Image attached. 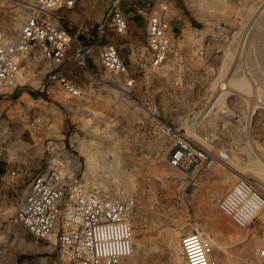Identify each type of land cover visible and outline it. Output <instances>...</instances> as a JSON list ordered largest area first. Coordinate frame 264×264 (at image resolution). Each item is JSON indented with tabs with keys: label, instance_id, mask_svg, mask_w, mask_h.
<instances>
[{
	"label": "rangeland",
	"instance_id": "374dc122",
	"mask_svg": "<svg viewBox=\"0 0 264 264\" xmlns=\"http://www.w3.org/2000/svg\"><path fill=\"white\" fill-rule=\"evenodd\" d=\"M0 1L4 2L0 7V28L14 32L26 9L19 0ZM184 6L194 23L182 32L181 40L172 38V54L161 66L151 69L144 81L140 78L130 92L139 103L98 63L79 97L70 98L55 86L49 89L50 98L43 96L46 103L34 93L30 96L34 105L24 99V94L20 99H0V112L12 118L17 115L16 137L34 143L40 151L51 139L65 142L68 147L71 143L82 170L95 184L101 181L102 187H109L117 181L126 186V195L134 200V251L120 264H187L181 239L197 231L208 240L217 264H264V257L255 249L264 248V212L249 228L240 229L217 208L218 198L238 178L237 168L244 166L240 158L245 155L239 154L237 148L240 144L244 142L264 168V0H185ZM256 33L258 39L253 40ZM223 64L227 69L219 77L218 69ZM39 65L41 76L47 63ZM30 66L34 68L37 63L26 62L24 78L36 87L39 78L30 77L32 73L26 71ZM234 71L242 72L236 73L249 81L252 91L244 94L232 90L220 96L227 89L220 86L221 81ZM256 74L258 77H254ZM217 98L221 100L219 106ZM211 107H219L217 118L209 117ZM224 110L243 118H222ZM160 122L170 123L190 136L207 133L203 126L207 123L205 126L210 127L221 148L240 158L231 166L227 156L206 171L173 170L167 164L169 142L159 132ZM89 138L88 146L79 149L75 144L80 139L86 144ZM159 144L167 147L163 156L157 153ZM89 147L100 160L96 159L99 166L95 173L85 163L84 153ZM234 150L239 155L235 156ZM39 165L42 167L43 161ZM13 211V204H4V214L0 215V264H54L51 247L41 241L30 242V234L14 222ZM10 227L27 234L29 248L25 254L20 242L7 239Z\"/></svg>",
	"mask_w": 264,
	"mask_h": 264
},
{
	"label": "built area",
	"instance_id": "2783aa9c",
	"mask_svg": "<svg viewBox=\"0 0 264 264\" xmlns=\"http://www.w3.org/2000/svg\"><path fill=\"white\" fill-rule=\"evenodd\" d=\"M79 1L82 0L20 2L26 14L19 28L13 33L0 28V99H20L25 92L29 96L38 94L39 101L46 103L43 96L50 98L49 89L55 86L70 98L85 92V85L74 83L59 71L67 58L87 69V60L95 50L92 43L79 41L69 33L56 14V10L73 8ZM118 1L107 2L103 20L97 25L98 34L104 38L97 48V59L105 71L117 78L121 89L133 97L130 92L140 78L144 81L151 69L163 64L172 54V38L181 40L182 32L176 37L170 33L168 0H144L136 6V12L145 18L144 44L134 47L138 57L135 70H131L106 33V28L111 27L116 36H126L127 19ZM3 5L0 1V7ZM75 40L78 45L68 57ZM26 62L37 63L26 70L32 73L31 78H39L36 87L24 78ZM41 62L47 65L40 76ZM224 117L237 118L228 110L222 112ZM18 122L17 115L12 118L0 112V160L6 155L5 165L13 164L0 173V202L13 204L14 222L30 234V242L41 241L51 247L54 264H120L130 255L133 244V198L119 191L117 181L109 187L95 184L82 170L71 143L68 147L65 142L51 139L40 151L34 143L17 138L14 124ZM159 132L168 139L167 164L173 170L206 171L227 158L211 132L190 136L167 122H160ZM261 187L238 177L218 198V210L238 228H249L264 212ZM181 243L187 264H217L208 240L200 233L184 235ZM20 249L25 254L27 248ZM255 249L264 257V248Z\"/></svg>",
	"mask_w": 264,
	"mask_h": 264
},
{
	"label": "crops",
	"instance_id": "0c3cea01",
	"mask_svg": "<svg viewBox=\"0 0 264 264\" xmlns=\"http://www.w3.org/2000/svg\"><path fill=\"white\" fill-rule=\"evenodd\" d=\"M110 0H82L76 3L73 8H60L56 10L65 29L74 35L77 40L92 43L94 52L87 60L88 68L84 69L74 60L67 58L59 67V71L65 74L70 80L78 85H85L88 82L89 71L98 65L97 48L103 43L104 38L98 34L97 25L103 20L107 2ZM144 0H119L118 7L127 19L126 36L118 37L114 34L111 27L106 28L107 36H109L118 48V52L122 59L128 64L131 70H135V61L138 57L134 47L144 44L145 35V18L136 12V6L140 5ZM170 9V33L172 35L184 32L187 27H192L194 21L190 12L186 11L184 6L185 0H168ZM75 40L71 49L68 51V57L73 53L78 45ZM139 83V82H138ZM138 85V84H137ZM0 160V173L5 168L13 167V164L5 165L4 159ZM2 164V166H1ZM2 203V204H1ZM5 202H0V215L4 214ZM1 227V225H0ZM13 228V227H12ZM14 231L27 241V234L24 231ZM2 231V230H0ZM21 248V246H20ZM27 248V246H26ZM27 249L24 253H26ZM46 257V256H45ZM47 258V257H46Z\"/></svg>",
	"mask_w": 264,
	"mask_h": 264
},
{
	"label": "bare ground",
	"instance_id": "6f19581e",
	"mask_svg": "<svg viewBox=\"0 0 264 264\" xmlns=\"http://www.w3.org/2000/svg\"><path fill=\"white\" fill-rule=\"evenodd\" d=\"M19 1H21V2H23V3H27V4H31L30 2H26V1H24V0H19ZM263 3V2H262ZM258 12V11H257ZM18 18V17H17ZM20 18V17H19ZM17 20V19H16ZM16 20H15V22H16ZM17 21H19V20H17ZM258 21V20H257ZM255 22V21H254ZM14 23V22H13ZM18 24V23H17ZM16 24V25H17ZM19 25V24H18ZM17 25V26H18ZM16 26V27H17ZM15 27V26H14ZM12 28V27H11ZM15 30V29H14ZM17 30V29H16ZM12 31V30H11ZM15 32V31H14ZM256 32V31H255ZM254 32V33H255ZM10 33H13V32H10ZM259 33V32H258ZM252 39L253 40H256V39H258V34L256 33V34H254V35H252ZM245 59V58H244ZM253 61V60H252ZM243 62V61H242ZM246 63V62H245ZM252 63H254V61L252 62ZM258 64V63H257ZM248 67H249V63H248ZM251 67V66H250ZM247 68V67H246ZM227 68L224 66V64L222 65V67L221 68H219L218 69V76L220 77L221 76V74H223L224 73V71L226 70ZM253 69V68H252ZM254 71V70H253ZM237 72V71H236ZM235 71H234V73H231V75L230 76H227L226 77V79H224V81H221V83H220V86H225L224 87V89L225 88H227V89H225L224 91L222 90L221 91V95L220 96H223V94H227L229 91H239V92H242V93H244V94H249L250 93V91H252V89H253V87H251V84H249L246 80H245V78H244V76L243 75H237V73H236ZM240 72V71H239ZM260 72V71H259ZM262 72V71H261ZM236 73V75L237 76H233L234 74ZM242 73V72H241ZM241 73H238V74H241ZM251 74H253V73H251ZM263 74V73H262ZM255 76H257V74L256 75H254V77ZM262 76V75H261ZM258 77V76H257ZM263 78V77H262ZM251 79V78H250ZM260 79H261V77H260ZM264 79V78H263ZM217 79H215V81H216ZM258 80V79H257ZM256 80V81H257ZM255 81V82H256ZM253 82V81H252ZM254 82V83H255ZM258 83H259V80H258ZM255 87H257V86H255ZM259 87V86H258ZM220 89V88H219ZM256 90H259V88L258 89H255V91H254V93L256 92H258V91H256ZM24 94V99L27 101V102H29V104H32L33 103V105H34V101L31 99V97L28 95V94H26L25 92H23L22 94H21V96ZM258 96H259V94H258ZM22 97V98H23ZM129 97H131V96H129ZM224 97V96H223ZM222 97V98H223ZM256 97V96H255ZM133 98V97H132ZM218 98H219V95H218ZM216 99V104L219 106V102L221 101L220 99ZM221 98V99H222ZM256 99H257V97H256ZM259 99V98H258ZM23 100V99H22ZM32 100V101H31ZM261 100V99H260ZM254 101V100H253ZM257 101V100H256ZM39 102V101H38ZM261 102V101H260ZM223 103V102H222ZM214 104H215V102H214ZM258 104H261V103H259L258 102ZM257 104V105H258ZM27 105H28V103H27ZM37 105V104H36ZM222 105V104H221ZM38 106V105H37ZM254 106H256V105H254ZM253 106V107H254ZM260 107V106H259ZM212 109H209V117L210 118H217V116H218V114H219V112H217L218 110V108H216V109H213V107H211ZM256 108V107H255ZM229 112V111H228ZM238 113H239V111H238ZM222 114V113H221ZM233 114V113H232ZM231 114V115H232ZM237 114V113H236ZM242 114V113H241ZM240 114V115H241ZM191 116V115H190ZM244 116V115H243ZM193 117V116H192ZM209 117H208V119H209ZM242 117V116H241ZM241 117H239L238 115H237V119H240ZM243 118V117H242ZM213 119H211V121L213 120ZM89 120V119H88ZM185 120V119H184ZM200 120V119H199ZM187 121V120H186ZM208 121V120H207ZM203 122V121H202ZM227 122V121H226ZM192 123V122H191ZM206 123V122H205ZM236 123V122H235ZM187 124H189V123H187ZM207 124V123H206ZM205 124V125H206ZM105 125V124H104ZM205 125H203L204 126V130L206 131V132H210V127L209 126H205ZM239 127V126H238ZM102 132V131H101ZM121 132V131H120ZM245 132V131H244ZM242 133V132H241ZM248 133V132H247ZM213 134V133H212ZM245 134V133H244ZM102 136V135H101ZM122 137V136H121ZM239 139V138H238ZM98 140H100V139H98ZM97 140V141H98ZM95 141V140H94ZM84 142V140H81L80 139V141L78 140V141H76L75 142V144L77 145V147L80 149L83 145H87L88 146V144H89V142H91V140H90V138L89 139H87V140H85V142H86V144H84L83 143ZM88 143V144H87ZM94 143H96V142H94ZM248 143V142H247ZM96 144H99V143H96ZM96 144H95V146H96ZM243 144H244V142H243ZM241 145L240 144V147L238 146L237 148L239 149V154H243V155H245L244 156V158H240V156H238V157H234V156H232L233 155V152H232V154H227V156L229 157V158H227L226 160H227V163L229 164V165H231L232 166V162L234 161V160H236V159H239L240 158V160H242L241 161V164L242 165H244V166H247L248 168H251L250 170L252 171H249L247 168H245L244 166L242 167L241 166V168H237V174H235V176L236 177H244V178H246V179H248L249 181H251V182H253L256 186H262V187H264V174H263V170H264V168H262V166H261V164H260V166H259V163L257 162V157L254 155V154H252L251 155V153L249 152V150L247 149V147H245V144L244 145ZM101 146H103V144L101 145ZM246 146H247V144H246ZM100 147V146H99ZM249 147V146H248ZM77 148V149H78ZM229 148V147H228ZM108 149V148H107ZM107 149H105V151L107 150ZM231 149V148H230ZM237 149V150H238ZM101 150V149H100ZM109 150V149H108ZM110 150H112V149H110ZM166 150H167V147L164 145V144H159L158 145V147H157V153L159 154V155H164L165 153H166ZM99 151V150H98ZM102 151V150H101ZM231 151V150H230ZM94 152H95V150H93L92 148H87V152L86 153H84V157H85V163H86V165L88 166V168H89V170L91 171V172H93V173H95L94 172V170L96 169V167L97 166H99L98 164H97V160H99V159H97V157L95 156V154H94ZM100 152V151H99ZM108 152H110V155H113L114 153H111V151H107V153ZM114 152H115V150H114ZM96 153V152H95ZM231 153V152H230ZM99 154V153H98ZM239 154H237V155H239ZM104 155H106V154H104ZM117 155V154H116ZM116 155L114 154V156L116 157ZM234 155H235V150H234ZM237 155H235V156H237ZM98 156V155H97ZM99 156H102L101 154L99 155ZM108 156V155H107ZM107 156H106V158H107ZM115 157H113L112 156V159L113 158H115ZM161 157V156H160ZM100 158V157H99ZM109 158V157H108ZM97 159V160H96ZM103 161H104V158L102 159ZM223 160H224V158H223ZM100 161V160H99ZM110 161V160H109ZM111 161H113V160H111ZM253 161V164L251 163ZM258 161H260V160H258ZM261 162V161H260ZM100 163V162H99ZM103 163H105V162H103ZM254 163L255 164H257L258 163V165H254ZM107 166V165H106ZM102 167H104V166H102ZM110 168V167H109ZM109 168H107V169H109ZM215 168V167H214ZM110 170V169H109ZM116 170V169H115ZM236 170V169H235ZM96 171V170H95ZM101 171V170H100ZM98 173V172H97ZM107 173V172H106ZM110 173V172H109ZM231 173V172H230ZM249 173V174H248ZM233 174V173H232ZM250 174L251 175H253V176H255L256 178H254V177H252V176H250ZM100 175V174H99ZM109 175V174H108ZM113 175V174H112ZM105 177V176H104ZM115 177V176H114ZM113 177V178H114ZM108 178V177H107ZM257 181V182H256ZM99 184H98V186H103L104 184H102L101 183V181L100 182H98ZM112 183V182H111ZM259 184V185H258ZM259 186V187H260ZM105 187H107V186H105ZM261 187V188H262ZM118 189H120L119 191L120 192H122L124 195H126V186H122V185H119V188ZM213 193V192H212ZM209 195H211L212 196V194L210 193ZM214 195H215V193H214ZM209 198V197H208ZM213 199H215V198H213ZM212 199V200H213ZM261 215V214H260ZM259 215V216H260ZM197 232H199V231H197ZM200 234H202L201 232H199ZM132 236H133V231H132ZM7 239L8 240H10V241H15V242H20V244H21V246H27L28 248H29V244H27L28 243V241H25V239L22 237V236H19L15 231H14V229L12 228V227H10L8 230H7ZM133 242V244H132V248H131V251H130V255L133 253V251H134V240L132 241ZM137 243V242H136ZM32 248V247H31Z\"/></svg>",
	"mask_w": 264,
	"mask_h": 264
}]
</instances>
